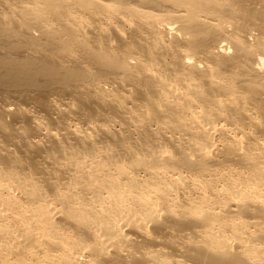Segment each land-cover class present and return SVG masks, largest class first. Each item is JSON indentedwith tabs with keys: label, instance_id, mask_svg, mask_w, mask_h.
Listing matches in <instances>:
<instances>
[{
	"label": "bare ground",
	"instance_id": "obj_1",
	"mask_svg": "<svg viewBox=\"0 0 264 264\" xmlns=\"http://www.w3.org/2000/svg\"><path fill=\"white\" fill-rule=\"evenodd\" d=\"M0 264H264V0H0Z\"/></svg>",
	"mask_w": 264,
	"mask_h": 264
},
{
	"label": "rangeland",
	"instance_id": "obj_2",
	"mask_svg": "<svg viewBox=\"0 0 264 264\" xmlns=\"http://www.w3.org/2000/svg\"><path fill=\"white\" fill-rule=\"evenodd\" d=\"M222 138H223V136H220V135L216 136L215 141H217L216 144L218 146L221 145V143H222L221 139ZM234 170H235L234 168H230V169H220L218 171H213V172H214V174H216L215 177H220V176H222L224 174H231V173H234V176H235L237 174H236V171H234ZM191 187L194 188V189L199 187L198 190L203 192L204 190H206V183H202L201 185H191ZM217 189L220 190L221 192L224 190V185H223L222 182H218ZM242 200H246V198H242ZM221 201L223 202V200H221ZM219 206H221V205H219ZM222 207H223V205L221 206V208ZM221 208H218V210L221 211ZM255 220H256L255 218H248L247 219L248 227H247L246 230L249 231L248 234H250V235H253V233L256 230V227H255L254 224H249V221L250 222H254ZM124 222H125V219L122 220V223H124ZM236 223L239 224V225H244L245 224L244 221H241V220H236ZM126 229H129V227L126 228ZM249 241H250L249 243L252 244V245H256L257 244L253 239H250Z\"/></svg>",
	"mask_w": 264,
	"mask_h": 264
}]
</instances>
